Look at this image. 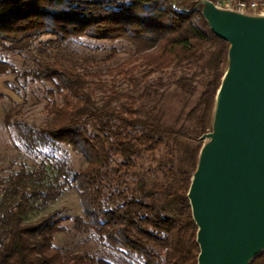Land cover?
<instances>
[{
  "label": "trees",
  "instance_id": "obj_1",
  "mask_svg": "<svg viewBox=\"0 0 264 264\" xmlns=\"http://www.w3.org/2000/svg\"><path fill=\"white\" fill-rule=\"evenodd\" d=\"M201 1L218 0H0V46L25 59L23 68L0 59V76L53 86L46 127L20 120L14 103L7 127L29 153L66 145L87 160L77 171L48 155L32 170L0 173V264H198L188 193L230 48L213 33ZM102 40L112 44L104 62L119 56L116 44L130 42L135 52L106 72L87 71V60L78 66V44ZM177 67L182 94L195 96L196 78L203 81L193 108L179 115L188 128L153 112L156 105L147 110L150 79ZM103 76L112 78L109 89ZM118 78L146 88L121 93ZM6 98L0 94V102ZM71 189L82 207L74 231L99 253L56 247L65 231L57 212L32 220ZM250 264H264V252Z\"/></svg>",
  "mask_w": 264,
  "mask_h": 264
},
{
  "label": "water",
  "instance_id": "obj_2",
  "mask_svg": "<svg viewBox=\"0 0 264 264\" xmlns=\"http://www.w3.org/2000/svg\"><path fill=\"white\" fill-rule=\"evenodd\" d=\"M230 44L227 70L188 193L198 264H250L264 252V15L201 1Z\"/></svg>",
  "mask_w": 264,
  "mask_h": 264
},
{
  "label": "rangeland",
  "instance_id": "obj_3",
  "mask_svg": "<svg viewBox=\"0 0 264 264\" xmlns=\"http://www.w3.org/2000/svg\"><path fill=\"white\" fill-rule=\"evenodd\" d=\"M258 3L264 2V0H252ZM201 9L204 6L201 5ZM52 39L51 36H43L40 41H47ZM94 44L83 43L78 44L80 55L77 58L78 66L83 64V60H87L85 69L89 72H106L109 69L116 68L135 52V47L130 42L125 44H116L120 50L119 56L112 62H104L103 60L110 54L109 47L111 44L108 40L94 41ZM38 44L36 43V46ZM98 45H101L98 48ZM0 59L7 60L14 63L19 68H23L24 58L17 55L7 53L3 47L0 46ZM83 70V67L81 68ZM139 74V73H138ZM182 74V69L179 67L172 68L165 73H159L153 76L148 82L147 89L151 90L152 96L148 98L147 110L154 108L153 112L157 114H163L167 121L174 123L179 120V126L185 125L187 128L190 124L185 121V116L179 117L180 113L184 109V112L188 113L194 106L196 98L203 90L202 77L198 76L196 84L198 86V93L195 96H189L182 94L178 90L175 82ZM102 80L105 81L108 89L112 86L113 81L110 76H103ZM0 91L2 88V82L4 85L3 95L7 98L0 102V173L6 174L9 172H15L22 167L32 170L36 168L41 161H46L47 156H54L59 160L66 162V164L77 171H82L87 166V160L81 154L74 151L70 146L61 145L58 150H52L47 148L42 152H27L23 146L15 141V130L8 128L6 125V113L14 104H18L21 111V115L18 116L20 120H23L29 124H32L38 128L46 127L51 121L52 116L48 113L46 106L50 100L48 94L49 90L53 89L51 84H39L30 83L20 80L16 82V77L13 75L0 76ZM201 81V82H200ZM10 84V87L8 86ZM116 87L119 92L128 95H139L146 84L138 89H134V85L118 78L115 81ZM156 90V91H154ZM147 96L144 97V100ZM126 100V99H125ZM155 102L159 104H155ZM161 102V103H160ZM185 114V113H184ZM179 118V119H178ZM213 131V126L209 129V132ZM203 146L210 143L209 139H203L199 141ZM17 145L19 147H17ZM50 165V162H48ZM145 167L149 166L148 161L143 162ZM57 212L55 220H62V226L65 231L59 233L55 237L54 245L58 248L65 249L66 247L79 246L80 251H89L91 254L99 253L100 248L95 243L90 242L85 244L84 235L76 234L74 231V219L82 216V207L75 189L67 191L56 202L52 203L49 208L32 217V220H36L49 213Z\"/></svg>",
  "mask_w": 264,
  "mask_h": 264
},
{
  "label": "built area",
  "instance_id": "obj_4",
  "mask_svg": "<svg viewBox=\"0 0 264 264\" xmlns=\"http://www.w3.org/2000/svg\"><path fill=\"white\" fill-rule=\"evenodd\" d=\"M213 4L222 10L252 15H264V2L258 3L252 0H218Z\"/></svg>",
  "mask_w": 264,
  "mask_h": 264
},
{
  "label": "crops",
  "instance_id": "obj_5",
  "mask_svg": "<svg viewBox=\"0 0 264 264\" xmlns=\"http://www.w3.org/2000/svg\"><path fill=\"white\" fill-rule=\"evenodd\" d=\"M1 82V81H0ZM1 84V83H0ZM4 85H3V82H2V88H1V91H0V94H3V91H4Z\"/></svg>",
  "mask_w": 264,
  "mask_h": 264
}]
</instances>
